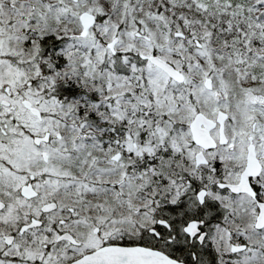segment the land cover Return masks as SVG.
I'll list each match as a JSON object with an SVG mask.
<instances>
[{"label": "snow or ice", "instance_id": "1", "mask_svg": "<svg viewBox=\"0 0 264 264\" xmlns=\"http://www.w3.org/2000/svg\"><path fill=\"white\" fill-rule=\"evenodd\" d=\"M0 264H264V0H0Z\"/></svg>", "mask_w": 264, "mask_h": 264}]
</instances>
